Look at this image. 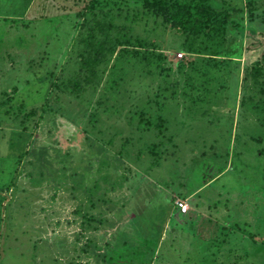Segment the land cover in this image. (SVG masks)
<instances>
[{
  "label": "rangeland",
  "instance_id": "374dc122",
  "mask_svg": "<svg viewBox=\"0 0 264 264\" xmlns=\"http://www.w3.org/2000/svg\"><path fill=\"white\" fill-rule=\"evenodd\" d=\"M87 2L0 0V116L25 102L0 117V264H264V114L253 108L264 82L249 71L264 53V0H212L229 23L194 41L200 55L139 6L98 0L95 18L112 19L109 34L138 54L117 58L116 47L74 96L48 85L82 76L76 14ZM152 48L169 60L145 63ZM31 109L34 127L17 140ZM139 112L163 130H145ZM77 209L100 217L94 231L83 233Z\"/></svg>",
  "mask_w": 264,
  "mask_h": 264
},
{
  "label": "trees",
  "instance_id": "16d2710c",
  "mask_svg": "<svg viewBox=\"0 0 264 264\" xmlns=\"http://www.w3.org/2000/svg\"><path fill=\"white\" fill-rule=\"evenodd\" d=\"M119 2L120 1H118L117 3ZM117 3H114V5H116ZM121 3L132 6H139L146 14L149 13L153 17H155V19H159L160 23L163 26L183 35L186 42H184L185 44H183L184 46L182 45V48L185 50V53L188 54L190 53L200 55L202 51L207 50V48L201 44L200 46H195L194 41L198 39H202L201 41L203 42L204 40L211 41L214 37L222 36L225 32V26L229 23L227 12H216L213 8L212 0H121ZM96 5H100V2H98V0H88L87 4H85L80 12H77L76 14L77 17L81 19L79 27L86 28V30H84L85 32H78V42L82 44L84 54L79 55L80 62L78 63L79 65L77 74L80 73L82 74V76L78 75L77 78L73 79V81L72 79L68 82L60 81L58 84L50 82L48 85L49 87H53V89H60L61 92L65 91L66 93L76 96V94L79 93L81 89L86 88L87 86L91 87V84L93 83L92 81L96 77V69L100 67L101 64L105 63V60L115 52L116 47H122L116 54L117 58L119 56V53L127 54L129 53L128 48L134 47L131 46L130 40L125 39L123 41H118V39L109 34L113 28V24L111 23L112 19H109L110 22L105 23L103 26V23H100V20L95 18L96 15L94 9ZM248 5H250L249 2ZM98 11L104 19L105 16L109 15L106 13L103 14L101 10ZM135 43L137 45H140L139 41H135ZM131 51L133 54H138V50H135V48H132ZM140 57L141 60L149 65L153 59H155V61L162 62L165 60H169L168 54L157 52L155 48H152V50H143L140 53ZM209 59L213 61V58ZM191 63L192 62H189V64ZM219 63L220 62L213 61V65L216 64L217 66L219 65ZM176 65L181 70V67H183L184 63L179 60ZM205 69L206 68L201 69L200 72L204 74L206 72ZM249 71L250 75L253 77V80L261 77L263 78L264 82V53H262L260 58L253 63ZM115 81V79H111L112 84H114L113 87H115ZM261 91L262 90H260V92ZM48 92L49 91H47L42 100L43 103L40 106L37 118L40 117L41 112L44 113L46 110V99L49 96ZM24 103L25 102H20L18 107H16L13 111L9 112L10 109L3 110L0 117L7 120H10L12 118L15 119L18 116L19 112L23 111V106H25ZM242 104V101H240V105ZM2 105L3 103L0 104V106ZM253 108L254 110H259L264 114V103L259 108L256 105H254ZM35 112L33 109L24 112L23 116L21 117L22 119H20L18 123L19 132L16 134L17 140H20L22 132L29 131L33 126L31 125V127H27V125L24 124V120L27 121L29 118L35 116ZM146 118L147 115L143 112H139L137 114V119L139 121L138 123L144 124L145 130L150 127H153L158 131L163 130L161 126L163 123L162 118L156 117V119L154 120L151 117H148L147 119ZM152 120L155 121L153 125L151 122ZM34 123L35 122L33 121V124ZM261 123L264 124V115L261 119ZM256 140L257 139H255V141ZM151 146L154 145L152 144ZM11 147L13 146L9 144V148ZM149 152L152 153L151 148H149ZM26 153L27 152L21 150V145H17L16 155H14L16 158V163L21 162V158ZM81 171H83V169H81ZM83 174L84 173L80 172L79 177L84 176ZM74 184L77 185L76 183ZM86 191V193L90 194V189H87ZM169 199L170 207H173L174 210H176L175 206L172 203L173 201L171 199V196H169ZM1 200L2 199L0 198V226L3 222V210L5 208L4 206V208L2 207ZM90 201L91 200H89V198H86V202L88 203V205L93 204H90ZM176 212L178 213L177 210ZM73 213L79 215L80 227L83 233L94 231L96 229V226H94L93 224H100L102 221L100 217L93 216L87 209L83 210L82 213H78L77 209L74 210ZM87 243L90 244V241H88ZM108 257L107 259H105L106 263L111 261V258L109 259ZM69 264H71V262Z\"/></svg>",
  "mask_w": 264,
  "mask_h": 264
},
{
  "label": "built area",
  "instance_id": "2783aa9c",
  "mask_svg": "<svg viewBox=\"0 0 264 264\" xmlns=\"http://www.w3.org/2000/svg\"><path fill=\"white\" fill-rule=\"evenodd\" d=\"M173 205L175 206V208L179 214H185L186 213L187 205L183 199H175L173 201Z\"/></svg>",
  "mask_w": 264,
  "mask_h": 264
},
{
  "label": "crops",
  "instance_id": "0c3cea01",
  "mask_svg": "<svg viewBox=\"0 0 264 264\" xmlns=\"http://www.w3.org/2000/svg\"><path fill=\"white\" fill-rule=\"evenodd\" d=\"M198 189H199V188H198ZM192 194H194V192H193V193H190L189 196L192 195ZM182 215H184V214H182Z\"/></svg>",
  "mask_w": 264,
  "mask_h": 264
}]
</instances>
